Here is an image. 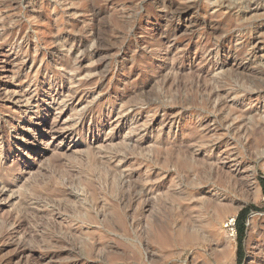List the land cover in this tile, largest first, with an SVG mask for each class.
<instances>
[{"label": "rangeland", "instance_id": "rangeland-1", "mask_svg": "<svg viewBox=\"0 0 264 264\" xmlns=\"http://www.w3.org/2000/svg\"><path fill=\"white\" fill-rule=\"evenodd\" d=\"M252 1L0 0V264H264Z\"/></svg>", "mask_w": 264, "mask_h": 264}, {"label": "trees", "instance_id": "trees-1", "mask_svg": "<svg viewBox=\"0 0 264 264\" xmlns=\"http://www.w3.org/2000/svg\"><path fill=\"white\" fill-rule=\"evenodd\" d=\"M260 184L264 193V178H260ZM251 207H244L241 209L236 217V235L238 238V259L241 261L243 259L244 253L242 249V240L245 236L246 231V220L250 213Z\"/></svg>", "mask_w": 264, "mask_h": 264}, {"label": "bare ground", "instance_id": "bare-ground-1", "mask_svg": "<svg viewBox=\"0 0 264 264\" xmlns=\"http://www.w3.org/2000/svg\"><path fill=\"white\" fill-rule=\"evenodd\" d=\"M236 0H227V4H226V6H227V8L228 7H230L232 4H233V2H235ZM250 1V0H249ZM169 4V3H168ZM173 5V4H172ZM171 5V6H172ZM52 6V5H51ZM168 6V5H167ZM174 6V5H173ZM260 7V8H259ZM249 10H248V9ZM167 9H168V7H167ZM175 9V8H174ZM177 9H178V7H177ZM245 9H247L248 11H247V13H250V12H257L259 9H263V5L262 4H260L259 2H257V0H254V1H252L249 5H247L246 6V8ZM133 10V9H132ZM179 11H180V9H179ZM183 11H184V9H183ZM260 11V10H259ZM98 12V11H97ZM181 12V11H180ZM186 12V11H185ZM263 13V12H262ZM40 14V13H39ZM255 14V13H254ZM253 16V15H252ZM106 17V16H105ZM207 24V23H206ZM212 25V24H211ZM214 26V25H213ZM216 27V26H215ZM210 28V27H209ZM218 30H219V28H217ZM213 33V32H212ZM215 33V32H214ZM215 35V34H214ZM55 54V53H54ZM98 61H99V59H97ZM98 65V64H97ZM98 71H99V69H98ZM104 73V72H103ZM198 83V82H197ZM202 84V83H201ZM205 89V88H204ZM204 91V90H203ZM170 95V94H169ZM220 95V94H219ZM205 96V95H204ZM151 98V97H150ZM140 144V143H139ZM89 156V155H88ZM189 159V158H188ZM61 163V162H60ZM133 174V173H132ZM134 178V177H133ZM86 183V182H85ZM181 183V182H180ZM132 184V183H131ZM136 185V184H135ZM88 186V185H87ZM145 186V185H144ZM132 187V186H131ZM196 187V186H195ZM84 189V188H83ZM139 190V189H138ZM137 190V191H138ZM142 190V189H141ZM144 191V190H143ZM149 191H150V189H149ZM152 191V190H151ZM150 191V192H151ZM127 192V191H126ZM160 192H162V191H160ZM130 193V192H129ZM153 193V192H152ZM159 193V192H158ZM172 193V192H171ZM203 194V193H202ZM183 195V194H182ZM123 196V195H122ZM154 196V195H153ZM148 197V196H147ZM151 197H152V195H151ZM181 197H183V196H181ZM191 197H193V194L191 195ZM190 197V198H191ZM158 198V197H157ZM208 198V197H207ZM210 198V197H209ZM213 199V198H212ZM86 200V199H85ZM117 200V199H116ZM128 200V199H127ZM124 201V200H123ZM146 201V200H145ZM208 199H205V198H200V199H198V201H197V204L199 205V208L200 207H203V206H205L207 203H208ZM57 202V201H56ZM152 202V201H151ZM123 203V202H122ZM189 204V203H188ZM88 205V204H87ZM121 205V204H120ZM145 205V204H144ZM154 205V204H153ZM123 206V205H122ZM152 206V205H151ZM88 208V207H87ZM86 208V209H87ZM152 208V207H151ZM204 208V207H203ZM160 209V208H159ZM127 211V210H126ZM148 211H149V209H148ZM152 212V211H151ZM131 215V214H130ZM149 216V215H148ZM203 216V215H202ZM152 221V220H151ZM137 222V221H136ZM118 224V223H117ZM50 226V225H49ZM55 226V225H54ZM136 227V226H135ZM51 228V227H50ZM53 229V228H52ZM105 230H107V229H105ZM61 234V233H60ZM224 234V233H223ZM227 235V234H226ZM233 236V235H232ZM228 240H229V242H232L233 241V238L231 237V238H227ZM230 244V243H229ZM24 254V253H23ZM22 255V254H21ZM2 260V259H1ZM2 264V263H1Z\"/></svg>", "mask_w": 264, "mask_h": 264}, {"label": "built area", "instance_id": "built-area-1", "mask_svg": "<svg viewBox=\"0 0 264 264\" xmlns=\"http://www.w3.org/2000/svg\"><path fill=\"white\" fill-rule=\"evenodd\" d=\"M224 227L229 232V234L235 236L236 235V218L230 217L226 219L224 222Z\"/></svg>", "mask_w": 264, "mask_h": 264}]
</instances>
